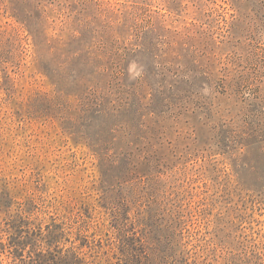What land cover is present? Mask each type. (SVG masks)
Listing matches in <instances>:
<instances>
[{
    "label": "rangeland",
    "instance_id": "374dc122",
    "mask_svg": "<svg viewBox=\"0 0 264 264\" xmlns=\"http://www.w3.org/2000/svg\"><path fill=\"white\" fill-rule=\"evenodd\" d=\"M0 264H264V0H0Z\"/></svg>",
    "mask_w": 264,
    "mask_h": 264
}]
</instances>
